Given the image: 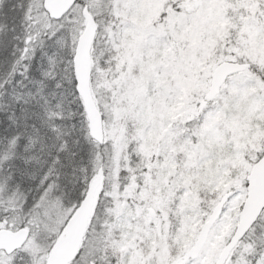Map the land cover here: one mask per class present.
<instances>
[{
    "label": "snow or ice",
    "instance_id": "snow-or-ice-1",
    "mask_svg": "<svg viewBox=\"0 0 264 264\" xmlns=\"http://www.w3.org/2000/svg\"><path fill=\"white\" fill-rule=\"evenodd\" d=\"M0 264H264V0H0Z\"/></svg>",
    "mask_w": 264,
    "mask_h": 264
}]
</instances>
